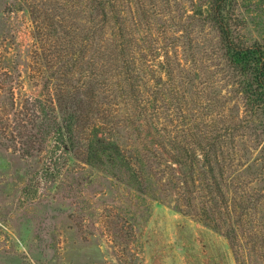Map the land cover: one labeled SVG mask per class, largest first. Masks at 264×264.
Instances as JSON below:
<instances>
[{"label": "trees", "instance_id": "1", "mask_svg": "<svg viewBox=\"0 0 264 264\" xmlns=\"http://www.w3.org/2000/svg\"><path fill=\"white\" fill-rule=\"evenodd\" d=\"M63 1L73 54L50 75L55 99L11 96L2 121L40 167L28 182L54 189L89 170L139 194L152 186L252 264L264 248V42L237 38L229 0H187L217 51L190 59L151 34L150 0Z\"/></svg>", "mask_w": 264, "mask_h": 264}, {"label": "rangeland", "instance_id": "2", "mask_svg": "<svg viewBox=\"0 0 264 264\" xmlns=\"http://www.w3.org/2000/svg\"><path fill=\"white\" fill-rule=\"evenodd\" d=\"M144 8L160 45L187 59L215 57V33L188 17L187 0ZM227 11L241 42H264V0H229ZM72 13L63 0H0V264H237L222 236L155 198L152 186L139 194L89 170L54 189L28 182L25 171L40 167L20 158L2 121L12 97L55 99L50 75L72 64L63 49ZM250 263L264 264V248Z\"/></svg>", "mask_w": 264, "mask_h": 264}]
</instances>
